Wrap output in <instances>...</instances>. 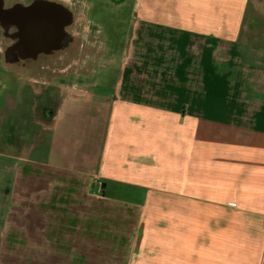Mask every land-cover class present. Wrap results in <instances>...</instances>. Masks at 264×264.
I'll use <instances>...</instances> for the list:
<instances>
[{"label":"crops","instance_id":"1","mask_svg":"<svg viewBox=\"0 0 264 264\" xmlns=\"http://www.w3.org/2000/svg\"><path fill=\"white\" fill-rule=\"evenodd\" d=\"M147 6L185 9L180 17L151 11L146 22L148 39L180 47L148 48V58L139 53L138 66L122 71L111 97L84 98L82 150L51 130L30 157L26 134L12 133L23 119L11 118V95L3 96L0 264L72 263L56 252L61 240L69 246L75 223H60L67 173L83 176L87 195L133 210L162 199L163 211L178 216L179 264H264V0ZM171 56H178L174 107L166 106L165 83L157 91L156 80L140 78L141 63L171 65ZM16 247L23 255L11 254Z\"/></svg>","mask_w":264,"mask_h":264},{"label":"rangeland","instance_id":"2","mask_svg":"<svg viewBox=\"0 0 264 264\" xmlns=\"http://www.w3.org/2000/svg\"><path fill=\"white\" fill-rule=\"evenodd\" d=\"M64 4L71 23L66 29L64 48L54 55L40 57L36 62L18 61L13 55L7 60L11 41L0 37V102L6 93L11 95V118L23 119L13 125L12 133L26 134L30 157L36 156L41 134L51 130L68 133L61 138L70 139L72 147L82 150L84 98L90 93L111 97L122 71L133 63L138 66L139 53L148 58V48L180 47L175 39H148L146 22L151 11H156L157 16L180 17L185 9H152L147 6L148 0H64ZM191 43L195 46V40ZM171 58H176L177 63L156 65L141 60L144 72L140 78L156 80L157 91L165 83L164 95L171 97L166 106L174 107L178 106L174 102L179 86L174 74L178 56ZM67 116L75 120L69 126L65 123ZM68 127L72 130L62 132ZM99 129L104 135V126ZM82 177L61 174L60 223L67 225L68 217L75 223L69 233V246L61 240L58 255L70 257V264H179L178 216L163 211L162 199L133 210L119 202L87 195ZM66 212L70 216L62 215ZM64 236L68 238V232L61 230V238ZM31 250L27 249L28 254ZM11 254L23 255V250L16 247Z\"/></svg>","mask_w":264,"mask_h":264},{"label":"flooded vegetation","instance_id":"3","mask_svg":"<svg viewBox=\"0 0 264 264\" xmlns=\"http://www.w3.org/2000/svg\"><path fill=\"white\" fill-rule=\"evenodd\" d=\"M42 2L59 5L65 9L64 0H0V37L6 36L11 41L10 46L7 47L9 49L6 53L7 60L10 59V55H13L18 61L36 62L40 57L52 56L64 48V41L67 36L66 29L71 23L70 18L62 26V39L59 40L58 20L54 16L53 9L51 20L40 21L41 24L34 27L40 32L36 31L30 37L27 33H24V30L28 29L29 26L31 27L29 23L23 22V24L21 21L19 22L21 23L20 26L15 24V17H13L15 13L28 14L29 10ZM23 14L22 16H24ZM22 67H26V64L22 63Z\"/></svg>","mask_w":264,"mask_h":264},{"label":"bare ground","instance_id":"4","mask_svg":"<svg viewBox=\"0 0 264 264\" xmlns=\"http://www.w3.org/2000/svg\"><path fill=\"white\" fill-rule=\"evenodd\" d=\"M52 9L54 10V16L56 17V19L58 20V27H57V32H58V36H59V40L62 39V33H60L59 31V26L62 24L63 20H62V14L63 11L60 7L58 6H54V5H44L42 3L35 5V7H33L31 10H29L27 13L28 14H23V12L19 13H15V15L13 17H15V24H18L19 26L21 25V19L23 22H27L31 25V27L29 26L28 29L24 30V33H27L29 35V37L34 33V32H38L39 30H34V27L36 25L41 24L40 21H44V19L46 20H51L53 14L51 13ZM46 11V13H45ZM50 11V13H49ZM48 12V13H47ZM22 14L24 16H22ZM17 19L20 20L21 23L17 22ZM24 24V23H23ZM38 28V26H37ZM40 32V31H39Z\"/></svg>","mask_w":264,"mask_h":264},{"label":"water","instance_id":"5","mask_svg":"<svg viewBox=\"0 0 264 264\" xmlns=\"http://www.w3.org/2000/svg\"><path fill=\"white\" fill-rule=\"evenodd\" d=\"M42 4L47 5V6H48V5L58 6V7H60V8L62 9L63 13H61V14H62V20H63V22H62V24L59 26V27H60V28H59V31H60V33H62V32H61V28H62V26L65 25V24L67 23V21L69 20V14H68V12H67L64 8H62L61 6H59V5H55V4L47 3V2H42ZM44 20H46V19H44ZM21 21H22V19H21ZM17 22L19 23L20 20L17 19ZM22 23H23V21H22ZM34 30L36 31V29H34Z\"/></svg>","mask_w":264,"mask_h":264}]
</instances>
